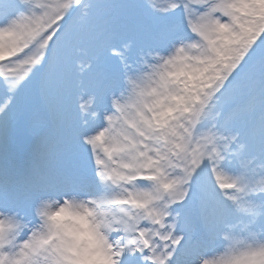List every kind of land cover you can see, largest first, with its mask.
<instances>
[{"label":"snow or ice","instance_id":"6c2138e0","mask_svg":"<svg viewBox=\"0 0 264 264\" xmlns=\"http://www.w3.org/2000/svg\"><path fill=\"white\" fill-rule=\"evenodd\" d=\"M0 264H264V0H0Z\"/></svg>","mask_w":264,"mask_h":264}]
</instances>
